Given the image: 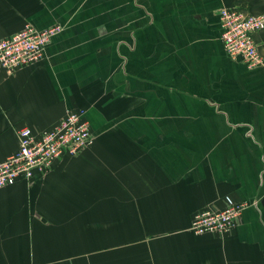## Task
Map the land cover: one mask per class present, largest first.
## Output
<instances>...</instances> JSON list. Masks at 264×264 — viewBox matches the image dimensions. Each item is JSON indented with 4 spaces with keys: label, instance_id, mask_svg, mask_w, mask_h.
Wrapping results in <instances>:
<instances>
[{
    "label": "crops",
    "instance_id": "1",
    "mask_svg": "<svg viewBox=\"0 0 264 264\" xmlns=\"http://www.w3.org/2000/svg\"><path fill=\"white\" fill-rule=\"evenodd\" d=\"M222 7L264 0H0V39L61 27L0 67V159L68 110L95 134L0 186V264H264V66L227 55ZM226 199L245 203L228 234L190 229Z\"/></svg>",
    "mask_w": 264,
    "mask_h": 264
},
{
    "label": "built area",
    "instance_id": "2",
    "mask_svg": "<svg viewBox=\"0 0 264 264\" xmlns=\"http://www.w3.org/2000/svg\"><path fill=\"white\" fill-rule=\"evenodd\" d=\"M221 41L227 55L233 60L240 58L248 69L264 66V56L259 54L254 34L264 28V13L245 14L234 7H222L218 13ZM61 27L49 25L43 28L26 22L18 31L0 39V67L10 70L33 63L43 54L50 37ZM18 149L0 159V186L22 177L30 180L34 173L45 172L54 159L75 154L90 146L94 138L84 110H68L51 129L38 135L29 127L17 130ZM245 203L226 199L223 208L197 211L190 229L197 234L204 232L226 235L236 222Z\"/></svg>",
    "mask_w": 264,
    "mask_h": 264
}]
</instances>
